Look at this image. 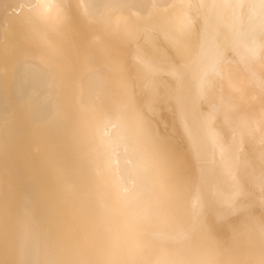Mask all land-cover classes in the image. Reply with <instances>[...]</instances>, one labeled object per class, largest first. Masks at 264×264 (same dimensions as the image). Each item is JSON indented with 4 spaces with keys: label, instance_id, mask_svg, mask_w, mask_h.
<instances>
[{
    "label": "bare ground",
    "instance_id": "obj_1",
    "mask_svg": "<svg viewBox=\"0 0 264 264\" xmlns=\"http://www.w3.org/2000/svg\"><path fill=\"white\" fill-rule=\"evenodd\" d=\"M8 143L0 264H264V0H0Z\"/></svg>",
    "mask_w": 264,
    "mask_h": 264
},
{
    "label": "rangeland",
    "instance_id": "obj_2",
    "mask_svg": "<svg viewBox=\"0 0 264 264\" xmlns=\"http://www.w3.org/2000/svg\"><path fill=\"white\" fill-rule=\"evenodd\" d=\"M40 134H42V133H40ZM8 145H9V146H8ZM8 149L11 150V145H10V143L7 144V148L3 149L4 151L1 149V150L3 151L2 154L0 153V154L2 155V157H0L1 159H2L3 157H8V155H10ZM5 150H6V152H5ZM32 150H34V148H33ZM2 151H1V152H2ZM38 152H39L38 155H34V153H31V154L29 155V158H30V156H31V160H32V158L34 159L33 162L31 161V162H32V167H33V168L30 166V170L32 169V170H31L32 172H34V170L36 171V168H38V169L43 168V165H42V164L39 165L40 167H39V166H37V167L35 166V168H34V164L36 163V161H38V158L41 159V162H42V158L40 157V155H41L40 153H41L42 151L39 150ZM4 154H5V155H4ZM1 155H0V156H1ZM33 155H34L35 157H33ZM37 156H39V157H37ZM39 161H40V160H39ZM34 162H35V163H34ZM35 165H36V164H35ZM27 169H29V168H27ZM33 169H34V170H33ZM38 169H37V170H38ZM30 170H29V171H30Z\"/></svg>",
    "mask_w": 264,
    "mask_h": 264
}]
</instances>
